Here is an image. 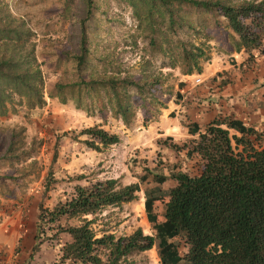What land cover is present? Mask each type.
Wrapping results in <instances>:
<instances>
[{
	"label": "rangeland",
	"instance_id": "1",
	"mask_svg": "<svg viewBox=\"0 0 264 264\" xmlns=\"http://www.w3.org/2000/svg\"><path fill=\"white\" fill-rule=\"evenodd\" d=\"M221 1L240 5L262 0ZM0 18L20 20L33 32L46 100L43 108L31 110L13 97L8 114L0 116V230L6 240H23L35 228L39 205L54 207L78 185L117 180L125 187L138 183L145 168L157 166L167 175L173 169L198 174L199 158L188 159L183 149L193 138V124L203 130L215 116L235 113L247 126L264 129V86L252 83L258 68L237 56L235 34L224 18L188 4L162 7L161 0H0ZM81 54L87 57L80 69L84 80L130 82L119 94L126 118L113 93L103 90L84 91L81 106L70 94L65 104L49 97L54 84L77 78L74 59ZM187 54L198 56L201 74L186 61ZM190 68L195 72L191 76L186 73ZM95 126L117 134L121 142L101 151L88 148L81 132ZM81 176L85 179L78 181ZM88 218L95 220L99 236L156 232L147 220L144 187L131 203ZM44 255L50 257L48 264L58 261L52 260V249ZM131 261L161 264L156 247Z\"/></svg>",
	"mask_w": 264,
	"mask_h": 264
},
{
	"label": "trees",
	"instance_id": "2",
	"mask_svg": "<svg viewBox=\"0 0 264 264\" xmlns=\"http://www.w3.org/2000/svg\"><path fill=\"white\" fill-rule=\"evenodd\" d=\"M161 1L162 7L188 4L224 18L235 34L236 52L244 49L249 63L256 53L264 56V0L240 5L221 0ZM168 13L175 25L173 10ZM33 37L20 20L0 18V116L8 114L13 97L26 101L31 110L46 104L45 80ZM28 47L31 50L26 52ZM86 58L81 54L74 59L78 71L85 69ZM197 59V55L187 54L186 61L193 62L201 74ZM81 70L74 81L54 84L49 97L65 104L70 94L81 106L84 91L103 90L108 96L113 93L118 112L126 118L127 108L119 94L130 82L113 77L86 81ZM186 73L195 72L190 68ZM189 133L193 138L183 149L188 159L199 158L196 175L175 169L167 175L158 166L147 167L138 183L121 187L117 180L96 181L76 186L72 195L54 207L41 203L28 264L45 244L58 248L56 264H135L132 257L155 247L161 264H264V129L247 126L232 114L216 116L203 130L193 124ZM81 136L84 145L95 151L121 142L120 136L100 126L83 130ZM83 179L85 176L77 178ZM169 182L172 186L166 188ZM50 186L49 180L46 192ZM142 187L147 220L155 235L138 229L128 236H99L93 227L95 220L88 217L131 203ZM74 220L79 224L73 225Z\"/></svg>",
	"mask_w": 264,
	"mask_h": 264
},
{
	"label": "crops",
	"instance_id": "3",
	"mask_svg": "<svg viewBox=\"0 0 264 264\" xmlns=\"http://www.w3.org/2000/svg\"><path fill=\"white\" fill-rule=\"evenodd\" d=\"M236 54L237 56L242 57L243 60L245 61L248 60V54L245 52L244 49L239 52H236ZM250 65H256V67L258 68L257 70L258 73L253 77L252 83L255 84V86H259V85L264 86V84H261L262 82H264V56L256 54L255 61L250 62ZM243 66L245 67V64H243ZM231 98L235 100L236 97L234 95ZM233 115L235 116V118H237L235 113ZM31 229H29L30 230L29 233L32 232L33 234L28 235L29 233H27V235L24 236L23 240H21L17 236L11 237L9 240H6L5 236L1 237V230H0V264H26L30 260L29 256L31 255V251L33 249V246L35 245L36 225L35 228H33V230ZM50 249L53 250V255L51 257L52 260L54 261L57 260V254H58V252H56L57 250L54 248H49L48 245L45 244L42 248V251L38 253L39 255L37 254L38 255L37 257L35 256L34 260L31 261L30 264H48L47 260L50 259V257L47 258V260H45V255L46 254L49 255V254L45 253L44 255V250L47 251ZM41 256L43 257V260L41 259L42 262L40 263ZM52 260L50 262H52Z\"/></svg>",
	"mask_w": 264,
	"mask_h": 264
},
{
	"label": "built area",
	"instance_id": "4",
	"mask_svg": "<svg viewBox=\"0 0 264 264\" xmlns=\"http://www.w3.org/2000/svg\"><path fill=\"white\" fill-rule=\"evenodd\" d=\"M201 82V80H199V83Z\"/></svg>",
	"mask_w": 264,
	"mask_h": 264
}]
</instances>
